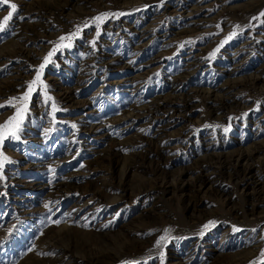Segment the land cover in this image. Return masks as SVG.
<instances>
[{
    "label": "rangeland",
    "instance_id": "rangeland-1",
    "mask_svg": "<svg viewBox=\"0 0 264 264\" xmlns=\"http://www.w3.org/2000/svg\"><path fill=\"white\" fill-rule=\"evenodd\" d=\"M12 3L0 125L27 111L0 143V264H64L50 239L114 264H264V206L234 170L255 148L264 161V0H9L0 22ZM214 97L233 101L215 111ZM163 99L190 103L137 119ZM219 162L230 176L183 199L180 183Z\"/></svg>",
    "mask_w": 264,
    "mask_h": 264
},
{
    "label": "bare ground",
    "instance_id": "bare-ground-1",
    "mask_svg": "<svg viewBox=\"0 0 264 264\" xmlns=\"http://www.w3.org/2000/svg\"><path fill=\"white\" fill-rule=\"evenodd\" d=\"M179 8H182L180 5H177ZM59 10V9H58ZM38 13V12H37ZM239 50V49H238ZM3 56V55H1ZM114 62V61H113ZM254 80V79H253ZM256 80V79H255ZM235 87V86H234ZM2 94V92H0V95ZM67 94V93H66ZM72 95V94H71ZM71 95H63L66 100L70 99ZM227 96V95H226ZM230 96V95H229ZM172 98V97H171ZM233 99H229V98H219V97H214L210 102L212 103L211 104V107L213 108V110H219L221 109L225 104L227 105L228 102H232ZM189 103H190V100L188 99H183V100H176V99H163L161 101H158L157 103L153 104L152 106L144 109L143 107L141 109H136L135 111L137 112L136 114V117L137 119L138 118H142V116L145 114V113H148L150 115H154V116H157V115H166L168 112H173V111H180L181 108H185V107H188L189 106ZM186 109V108H185ZM184 111V110H183ZM181 112V111H180ZM179 113V112H178ZM171 114V113H170ZM179 115V114H178ZM134 117V116H133ZM135 117V118H136ZM159 117V116H157ZM134 118V119H135ZM174 118V117H173ZM131 122V121H130ZM133 147V145H132ZM159 147V146H158ZM165 148V147H164ZM159 149V148H157ZM261 149H257L255 148L254 151H251V152H248V153H244V154H241L239 155L237 158H238V162L239 163H242V164H239L238 168L237 169H234L237 174V176L241 177V181L243 182L242 185H244L245 187L247 186H252L253 187L251 188V192L253 193V196L255 197V206L253 205L252 207V210L255 208V207H263L264 206V186L262 184L258 185V178H260V176L262 175V173H264V161H261V162H258L256 161V158H257V155L259 154ZM153 152V151H151ZM169 152V151H168ZM262 152V151H261ZM154 153V152H153ZM113 154V153H112ZM156 155L158 158L162 159L164 158L163 157V153L158 150L156 152ZM112 156V155H111ZM111 156H108L111 158ZM147 156V155H146ZM145 157V155H144ZM143 157V158H144ZM155 157V156H154ZM152 159V158H151ZM104 160V159H103ZM107 159L105 158V161ZM113 160V159H112ZM115 160V159H114ZM145 160V159H143ZM158 161V160H157ZM168 161V160H167ZM217 161H220L219 159ZM222 161V160H221ZM224 161V160H223ZM104 162V161H103ZM144 162V161H143ZM237 162V163H238ZM107 163V162H106ZM111 163V161H110ZM142 163V162H141ZM140 164V163H139ZM205 164V163H204ZM219 166L216 167V169L213 171V172H209L208 168L207 170H204V166H201V173L197 174V176H195L194 178H192V176H190L189 178V181L188 182H179L180 183V187L178 188L180 191V194L181 196L183 197V199H187L189 198V196L191 195L190 193H186L185 191L186 190H190V188H196V190L199 192V191H202L204 190L205 188L206 189H209L211 186H212V179H213V174L214 173H217L218 175L222 176L223 174H227L229 173V176H230V170L232 168V166L230 165V163L228 162H219L218 163ZM217 164V165H218ZM113 165V164H112ZM162 165V164H161ZM138 166V165H137ZM144 166L143 164L139 167H142ZM159 167V165H157ZM199 166V165H197ZM237 166V165H236ZM109 167V166H108ZM131 168V166L129 167ZM140 169V168H139ZM159 169V168H158ZM154 171V170H152ZM157 171V170H156ZM155 171V172H156ZM160 171H163L162 170V167H160V170H159V173ZM218 171V172H217ZM154 172V173H155ZM153 173V174H154ZM158 173V172H156ZM188 173V172H187ZM195 173V171H194ZM188 175V174H187ZM186 175V176H187ZM228 175V174H227ZM235 176V175H234ZM246 179H250V181L252 182H247L245 181ZM257 179V180H256ZM181 181V180H180ZM172 182H175V181H171V182H165L162 186V189L164 192H166L170 187H172ZM66 182L62 183V184H58L56 185L55 187H57V191L59 187H65L66 185ZM174 184V183H173ZM258 185V186H255ZM34 188V187H33ZM153 188V187H151ZM150 188V190H152ZM187 188V189H186ZM157 189V188H156ZM126 192V190L123 189V192ZM192 191V190H191ZM194 191V190H193ZM196 191V192H197ZM218 191V190H217ZM60 195V194H59ZM192 196V195H191ZM117 199V198H116ZM190 201H191V198H190ZM193 201V200H192ZM191 203V202H190ZM194 203V202H193ZM55 204V203H54ZM256 209V208H255ZM254 211V210H253ZM137 232V231H136ZM133 234H135L134 232H132ZM139 234V233H138ZM137 235V234H135ZM140 236V235H138ZM57 240V239H56ZM54 241V239H50L44 246H45V249H52L58 253H60L62 255V263L64 264H114L116 262L117 259V256L114 255L113 253H100V254H94V255H89V256H84V257H78L76 255H74L72 253V250L68 249V248H65V247H59L58 245H56V243L58 241ZM44 249V248H43ZM68 261V262H67Z\"/></svg>",
    "mask_w": 264,
    "mask_h": 264
},
{
    "label": "snow or ice",
    "instance_id": "snow-or-ice-1",
    "mask_svg": "<svg viewBox=\"0 0 264 264\" xmlns=\"http://www.w3.org/2000/svg\"><path fill=\"white\" fill-rule=\"evenodd\" d=\"M9 0H0V6L4 5V4H8ZM11 8V11L8 12V15L5 16L3 18V21L0 22V30H3V28L5 27V25L7 24V22L9 20L12 19L13 15L15 14L16 10H17V6L12 3L9 5ZM107 14H102L101 16H97L94 18V22L97 25V28H99V24L103 22L104 17ZM261 15H264V13H261ZM89 25L86 24L85 27H88ZM75 34H72L68 37H60V41L63 42L65 40H68L69 43L68 44H58L57 48L59 47H70L71 46V39L72 36ZM231 37H229L230 39ZM226 42V41H225ZM55 50V49H54ZM53 55V52H49L48 55L44 58V63H42L39 68L36 70L37 71V75L36 78L30 82L29 86H28V92H26L24 94V96L20 97V98H12L13 101L19 99L21 102H26L28 97L30 96L32 90H33V85L37 84L40 81V75L45 67V64L48 63L49 58ZM50 99V97H49ZM27 111V107H26V103H21L20 107H17L16 109V115L13 117H10L8 121H6L3 125H0V143L3 142V140L5 139L6 136H12L15 137L16 139H19V137L17 136V132L19 131V127L20 124L22 123V119H23V113ZM225 131H227V129H225ZM0 158L6 160V157H2V154H0ZM0 167H2V164H0ZM47 206V205H46ZM56 223H59V221H56ZM211 223V222H210ZM205 227H207V225H205ZM164 237H161V240H163ZM157 243L159 244L160 241H157ZM161 260L163 262V252L161 253Z\"/></svg>",
    "mask_w": 264,
    "mask_h": 264
}]
</instances>
